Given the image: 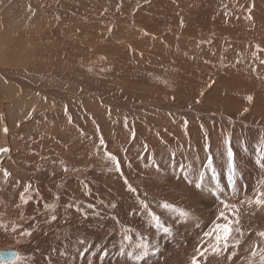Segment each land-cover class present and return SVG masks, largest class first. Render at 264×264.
Returning a JSON list of instances; mask_svg holds the SVG:
<instances>
[{
    "label": "bare ground",
    "instance_id": "obj_1",
    "mask_svg": "<svg viewBox=\"0 0 264 264\" xmlns=\"http://www.w3.org/2000/svg\"><path fill=\"white\" fill-rule=\"evenodd\" d=\"M79 2L0 0V163L11 151V124L36 130V135L42 126L52 133L54 126H68L67 143L72 144L73 132L87 118L84 105H90L87 119L91 124L98 116L107 120V129L103 130L107 135L117 124L109 123L112 114L120 124L138 125L133 128L135 134L148 130L158 138L162 130L169 131L168 139L174 138L175 144L187 140L183 132L194 128L207 134V127L212 134V129H218L225 120L208 126L200 118L223 115L234 124H244L235 129L241 135V146L260 140L258 148L264 162V0ZM204 39L207 43L199 42ZM140 95L139 102L145 100L154 112L144 122L135 113L136 105L131 104ZM192 107H196L195 112L188 110ZM122 109L120 115L114 113ZM190 116H195L196 124H180V119ZM80 137L84 141L85 136ZM216 144L210 146L218 150ZM225 145L222 149L230 150L232 142ZM232 204L239 201L232 199L229 206Z\"/></svg>",
    "mask_w": 264,
    "mask_h": 264
},
{
    "label": "rangeland",
    "instance_id": "obj_2",
    "mask_svg": "<svg viewBox=\"0 0 264 264\" xmlns=\"http://www.w3.org/2000/svg\"><path fill=\"white\" fill-rule=\"evenodd\" d=\"M141 97L132 99L131 104L136 105L135 113L144 122L154 112L147 107L148 102H139ZM86 106L84 118L90 115V105ZM124 109L114 113L120 115ZM188 110L195 112L196 107ZM87 118L80 121V131H72L75 137L70 145L68 126H54L55 133L42 126L36 135V130L11 124L12 149L0 163V216L8 217L0 219V229L4 227L0 230V252L15 251L17 256L5 264H192L193 257H199L200 264H261L264 207L257 206L255 199L264 192V162L260 140L250 141L245 148L240 145L241 135L235 129L244 124H234L223 115H203L200 119L208 126L225 122L212 129V134L207 127V134L198 128L184 131L187 140L175 144L174 138L168 139L169 131L158 130V138L148 130L135 134L133 128L138 125L120 124L112 114L108 121L117 124L111 135L103 131L107 120L98 116L93 125ZM183 123L196 124L195 116L180 119ZM81 135L85 136L83 142ZM212 141L218 150L210 146ZM226 141L232 142L235 172L229 149H222ZM5 172L12 180H7ZM232 199L239 204L229 206ZM226 227L230 229L228 247L217 255ZM137 256L141 258L137 260Z\"/></svg>",
    "mask_w": 264,
    "mask_h": 264
},
{
    "label": "snow or ice",
    "instance_id": "obj_3",
    "mask_svg": "<svg viewBox=\"0 0 264 264\" xmlns=\"http://www.w3.org/2000/svg\"><path fill=\"white\" fill-rule=\"evenodd\" d=\"M249 100H251V97H249ZM6 131V129H5ZM229 157H230V165H231V170L233 172H235L236 170V166H235V162H234V154L229 150ZM114 159V158H113ZM212 161L211 159H209V164H211ZM8 173L5 172V175H7ZM130 190H133L134 189H130ZM255 204L259 207H264V192L260 193L259 194V197L257 199H255ZM53 219H55V217H53ZM225 238H224V243L222 245V247L219 248V250L216 251V254L217 255H221L228 247V238H227V234L230 232V229L229 228H225ZM27 235H31V233H27ZM262 236H264V233H261ZM203 253H201L202 255ZM253 256H255V253H253ZM141 257L140 256H137L136 259L139 260ZM192 264H200V260H199V257H193L192 259ZM261 264H264V254L261 255Z\"/></svg>",
    "mask_w": 264,
    "mask_h": 264
},
{
    "label": "water",
    "instance_id": "obj_4",
    "mask_svg": "<svg viewBox=\"0 0 264 264\" xmlns=\"http://www.w3.org/2000/svg\"><path fill=\"white\" fill-rule=\"evenodd\" d=\"M15 251H3L0 252V264H5L10 261H14L16 257Z\"/></svg>",
    "mask_w": 264,
    "mask_h": 264
}]
</instances>
